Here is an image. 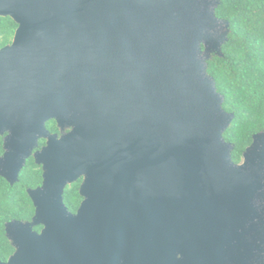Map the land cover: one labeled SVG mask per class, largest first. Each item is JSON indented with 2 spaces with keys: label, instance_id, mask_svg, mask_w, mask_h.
<instances>
[{
  "label": "water",
  "instance_id": "obj_1",
  "mask_svg": "<svg viewBox=\"0 0 264 264\" xmlns=\"http://www.w3.org/2000/svg\"><path fill=\"white\" fill-rule=\"evenodd\" d=\"M219 3L0 0L18 25L0 49V176L43 170L0 264H152L173 234L195 264H264V133L233 161L235 115L208 74L228 42Z\"/></svg>",
  "mask_w": 264,
  "mask_h": 264
},
{
  "label": "trees",
  "instance_id": "obj_2",
  "mask_svg": "<svg viewBox=\"0 0 264 264\" xmlns=\"http://www.w3.org/2000/svg\"><path fill=\"white\" fill-rule=\"evenodd\" d=\"M216 16L230 25L223 56L212 55L208 74L215 80L218 93L224 96L223 109L235 115L224 133V139L234 146L232 159L240 163L253 137L264 133V0H219ZM18 25L9 17H0V49L10 44ZM51 132H58L55 121L47 123ZM4 137L0 136V157L4 154ZM43 171L29 158L10 185L0 176V262H7L15 249L6 235V224L14 220L30 222L35 208L28 195L42 185ZM80 180L67 187L64 203L76 211L81 197ZM42 226L35 228L39 232Z\"/></svg>",
  "mask_w": 264,
  "mask_h": 264
},
{
  "label": "flooded vegetation",
  "instance_id": "obj_3",
  "mask_svg": "<svg viewBox=\"0 0 264 264\" xmlns=\"http://www.w3.org/2000/svg\"><path fill=\"white\" fill-rule=\"evenodd\" d=\"M46 128H47V126H46ZM57 128H58V126H57ZM47 130L51 134H57L59 137L62 135V132L60 131L59 128H58V132H51L48 128H47ZM69 131L70 130L66 129L63 134L69 133ZM45 145H46V140H44V139L40 140L39 141V147L35 151L41 150ZM79 180L81 182H80L78 192H79L81 184L83 182V178H80L77 181H79ZM79 195H80V193H79ZM80 197H81V195H80ZM82 201H83V198L81 199V202H80L78 208L76 209V211H71L69 209L68 210L71 213L76 214L81 203H82ZM41 230L39 232H41ZM162 244L164 247L161 248L156 253L155 258H154L155 263H152V264H195V262L193 261L192 254L190 253V256L188 257L187 254L185 253V250L183 248L182 249L180 248V246L178 244V238L175 234H173L172 236H170L168 238H165L162 241Z\"/></svg>",
  "mask_w": 264,
  "mask_h": 264
},
{
  "label": "rangeland",
  "instance_id": "obj_4",
  "mask_svg": "<svg viewBox=\"0 0 264 264\" xmlns=\"http://www.w3.org/2000/svg\"><path fill=\"white\" fill-rule=\"evenodd\" d=\"M14 35H15V33H14ZM14 35H13V37L10 38V44H9V45L12 44V42H13V40H14ZM1 39H2V38L0 37V40H1ZM7 46H8V45H7ZM66 129H67V128H66ZM66 129H65V130H66ZM65 130H64V131H65ZM68 130H70V129H68ZM64 131H61L62 134L64 133ZM241 162H242V160L240 161V163H241ZM38 166H39V165H38ZM40 167H41V166H40ZM41 168H42V167H41ZM42 171H43V170H42ZM70 186H72V184L69 185V186H67V187H70ZM67 187H66V188H67Z\"/></svg>",
  "mask_w": 264,
  "mask_h": 264
}]
</instances>
